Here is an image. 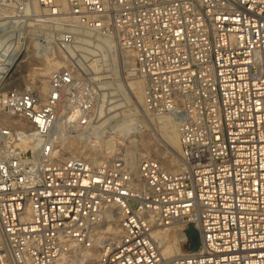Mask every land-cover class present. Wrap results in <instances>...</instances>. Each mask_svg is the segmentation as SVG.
Instances as JSON below:
<instances>
[{"label": "built area", "instance_id": "2783aa9c", "mask_svg": "<svg viewBox=\"0 0 264 264\" xmlns=\"http://www.w3.org/2000/svg\"><path fill=\"white\" fill-rule=\"evenodd\" d=\"M2 19L0 264H55L72 245H97L96 264H264V0H0ZM32 37L74 60L128 51L148 111L178 121V170L67 155L94 130L95 82L78 59L46 94L4 90ZM175 225L182 251L163 260L156 233Z\"/></svg>", "mask_w": 264, "mask_h": 264}, {"label": "bare ground", "instance_id": "6f19581e", "mask_svg": "<svg viewBox=\"0 0 264 264\" xmlns=\"http://www.w3.org/2000/svg\"><path fill=\"white\" fill-rule=\"evenodd\" d=\"M30 8L31 10L34 9L36 13L39 12L37 6L32 8V5L30 4ZM2 22L3 19L0 20V24H2ZM107 45H108V49L111 52H113V49H115L116 51V48H113L112 44L107 42ZM77 49L83 52L82 53L83 58L87 57L85 55L91 56V58L87 57V59L89 58L88 59L89 65H87L88 60L87 61L85 60L87 65L86 68L87 70H89V75L91 77V80L95 82L94 84L95 91L97 90L99 91V94L102 99L101 101L99 100V102L96 104L95 111H96L97 121L94 126V131L97 130L98 133L99 132L98 130H100L103 127V125L108 127V125H110L111 122L116 121V124L112 125L111 128L114 129L117 135L120 134L126 137L127 135H132L133 131H135L134 134L137 133L139 134V132H141L142 134L143 128L146 125H150V126L155 125L160 133L157 135L158 137L157 141L159 142L164 141L163 144L166 142V145L168 144V146L172 148L173 153L176 155V157L170 155L165 156L159 162L166 168V170L177 171L179 166L178 161L180 158V148L178 141V121L171 116L150 115L147 107L144 104L142 97L143 85L140 82L141 80L140 81L139 79L137 80L138 77L134 75V71H133L134 60L132 58V55L129 54V52L126 50L123 49H121L122 51L117 50V59L121 60L122 62L129 60L131 66L130 72L124 73L122 78H120L121 79L120 82L118 79L116 80L112 79L113 77H110L108 74H106L105 70L103 71V69L105 68L103 67L105 66L104 64L102 66L103 67L102 71H100L96 59L97 52L94 48L77 46ZM14 60L15 59H13L11 63L14 62ZM1 64L2 63H0V66ZM7 69L10 71L9 65L7 66ZM113 73L114 72H112L111 74L113 75ZM114 75H116V73H114ZM39 76L46 77V74L40 73ZM110 79L113 80V82L112 81L110 82ZM39 88L45 91V84ZM116 90L118 91V93L116 92ZM121 95H123L126 98V102L129 103L128 105H124L125 102L124 101L121 102L122 98H118L121 97ZM109 139H111V137ZM115 142H117V140H115ZM112 143L113 142H111L110 140H105L103 142V144L107 146L106 149L110 148ZM81 148L83 149H80L77 156L87 158L85 153L90 152V149L88 148L87 144L82 145ZM125 160L128 167L132 171H136L138 162H135L131 157L126 158ZM106 231L111 235L115 236L117 233V227L116 225L108 226L106 228ZM156 238H157L159 253L163 260H167L168 258L179 254L182 251V245L185 242V236L182 232V227L180 225H175L171 228H165L159 230L156 233ZM170 242H174V244L175 243L176 244L171 245ZM179 243L181 244L179 245ZM71 247H72L71 251L64 253L55 264H70L73 261V257H77L78 260L81 259V262H83L84 264H89L93 259H96V257L98 258L100 253L99 249L97 251L98 248L97 245H94L92 248L83 249L81 255H78L77 252L84 247L82 246L74 247L73 245Z\"/></svg>", "mask_w": 264, "mask_h": 264}, {"label": "rangeland", "instance_id": "374dc122", "mask_svg": "<svg viewBox=\"0 0 264 264\" xmlns=\"http://www.w3.org/2000/svg\"><path fill=\"white\" fill-rule=\"evenodd\" d=\"M33 7H36V6H33ZM31 30L32 31L34 30L33 26L31 27ZM55 39L56 38L54 37L52 40L48 42V45H44V43H42L43 42L42 37L41 38L32 37L30 40L29 46L31 48H29V51H25V52L24 50L19 51L17 54H13L11 57H8L7 66L8 65L10 66V71L15 66L19 67L17 69L16 75L14 76L20 79L21 84L19 86L14 83L7 84L4 87V90L9 89V88H14V87H21V88L34 87V88H37L42 94H46L47 79H48L49 74L53 70L60 68V67L68 66L70 64L74 65L76 60L78 59H80L81 63L86 65L85 60L87 61L89 58H91V56H88V55H85L89 57L88 59L87 57L83 58L81 56H79L78 59L76 60H74L75 59L74 56L70 58L68 55L62 53L58 49L57 42ZM39 44H43L44 48H40L37 51L35 46H38ZM115 48H116V51L115 49H113V52L109 50L105 54L104 53L97 54L96 59H97L98 67L100 71H102V68L105 67L103 71L105 70L106 74H108L110 77H113L112 79H115V80L118 79L121 82L120 78H122L124 73L130 72L131 66H130L129 60L122 62L121 60L117 59V50L120 51L121 49H119L118 47H115ZM1 57L3 56L1 55ZM12 58L15 60L14 62L11 63V61H13ZM103 64L105 66H103ZM87 65H89V60L87 61ZM110 72L111 73L114 72L116 73V75H114L113 73L114 75L113 76ZM40 73H45L46 77L39 76ZM138 79L139 78H137V80ZM111 81L113 82V80L110 79V82ZM140 82L142 83V81ZM44 84H45V91L39 88V87H42ZM116 92L118 93L117 90ZM96 97H97L96 98L97 103L99 102V100L100 101L102 100L98 90L96 91ZM118 98H122L121 102L124 101L125 102L124 105L129 104L128 102H126V98L123 95H121V97H118ZM150 115L152 114L150 113ZM114 124H116V121L111 122L110 125L107 124L108 127L103 125V127L100 130H98L99 131L98 133H97V130H95L96 132L93 130L89 135L83 138L82 141H78V140L71 141L66 149L67 155H78L80 149H83L81 148V146L84 144H87L88 148L90 149V152L89 153L86 152L85 155L87 158L95 162L115 160V159H121L126 162L125 159L129 157H131L135 162H139L142 159L160 161L165 156L170 155V156L176 157V155L172 151V148L168 146V144L166 145V142L163 144L164 141L162 142L157 141V138H158L157 135L160 133H159V130H157L158 128L155 125L145 126L144 124L145 127L143 128L142 134L141 132H139V134L138 133L134 134L135 131H133L132 135L126 136L127 137V140H126V137L120 134L117 135L114 129L111 128V126ZM110 137L111 139H109ZM105 140H110L111 142H113L110 148L108 149H106L107 146L103 144ZM115 140H117V142H115ZM110 226H112V224ZM183 231L189 240L187 244L183 245V249L193 250V247H195L197 244V237L193 229V226L190 224L186 225L183 228ZM170 244L175 245L176 243L174 244V242H170ZM180 244L181 243H179V245ZM83 249L85 248H81L77 252V254L81 255ZM97 251H98V248H97ZM96 263H97V257L96 259H93L89 264H96ZM70 264H84V263L81 262V259L78 260L77 257H73V261Z\"/></svg>", "mask_w": 264, "mask_h": 264}, {"label": "trees", "instance_id": "16d2710c", "mask_svg": "<svg viewBox=\"0 0 264 264\" xmlns=\"http://www.w3.org/2000/svg\"><path fill=\"white\" fill-rule=\"evenodd\" d=\"M197 237V236H196ZM189 241V240H188ZM197 245H198V240H197V244H196V246L195 247H193V249H195L196 247H197Z\"/></svg>", "mask_w": 264, "mask_h": 264}]
</instances>
